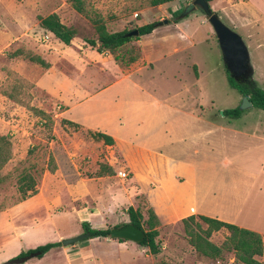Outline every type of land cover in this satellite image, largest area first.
<instances>
[{
	"label": "rangeland",
	"instance_id": "374dc122",
	"mask_svg": "<svg viewBox=\"0 0 264 264\" xmlns=\"http://www.w3.org/2000/svg\"><path fill=\"white\" fill-rule=\"evenodd\" d=\"M33 1L36 0H0V90H7V87L14 83L13 76H9L7 70L20 73L21 77L24 75L28 79H36L37 69L33 65H29L23 58L13 57L16 51L31 52L36 55L42 51L46 55L49 53L50 41L43 42L42 33L37 30L27 32L28 34L23 31L18 33V30L13 27V19L9 16L15 11L22 10V8L23 10L27 9L28 6L34 10ZM147 1L83 0V7L91 17L99 16L106 30L112 33L114 31L133 30L142 21H145L146 24L161 23L162 20L157 21L160 18L159 13L166 14V11L172 12L174 9V6H168L157 12V9L150 7ZM190 1L181 0V2L176 3L177 9L175 10L177 11L174 12V16L165 18V21L167 24L176 20L182 21L180 26L183 30L193 34L194 46L186 51H177L171 54L168 59L154 60L152 71H144L145 73L141 77L133 78L142 86L143 95H141V99L144 100V104L150 101L151 103H158V107L160 106L159 113H156L157 117L168 106L179 110L181 114L174 111H164L161 115L170 117L167 120L171 121L174 127L182 122L184 124L192 123L191 117L186 116L192 114L195 117L197 112L201 111L200 109L205 113L202 114L204 118L206 115L217 118L221 116L220 112L223 110L238 108L240 104L239 94L230 88L223 73L220 51L214 33L202 12L195 8L184 17H179L185 3ZM142 9L145 10L144 13H140L139 10ZM74 16L66 15L64 18L66 21H71L72 24L69 27L74 31L75 37L95 40L94 31L89 26V20L83 16ZM219 21L240 37L246 48L249 66L253 69L251 79L258 88L264 91V47L257 46L256 36L251 38L246 36L249 31L248 28L233 29L222 18ZM8 36L13 37L9 38ZM60 47L67 48L62 44ZM178 47L180 48V46ZM131 49L133 53H138L139 59L140 52L134 39L125 44L121 52ZM77 57L83 60L84 55ZM187 61L194 63L197 67L198 80L195 82L192 79V74L196 75L195 66H192L187 72L185 70ZM145 63L144 61L143 64L137 61L128 67L117 65L122 71L140 66H144L146 70L152 68L151 63ZM74 68L78 71L82 69L80 65ZM81 72H83L82 75L78 76L75 81H73V70L67 76L72 77V79L69 78L73 81L71 83L79 85L83 91H95L109 80L108 77L101 76L92 68H84ZM175 75L177 76L173 78ZM41 83L54 85L55 81L53 78H44ZM25 92L30 97L28 100L25 99L29 106L49 113L52 123L48 124L40 120L39 116L30 113L0 94V135L8 136L11 142V159L0 171V176L4 178L3 183L0 184V206L6 207L16 200L15 175L21 168L27 166L23 161L30 148H35V151L29 157L28 163L33 162L38 167L41 165L45 167L47 156L50 154L55 166L58 164L60 170L53 175L45 174L43 178L41 177L44 184L41 198H29L0 212V264L16 258L14 255L16 252L25 253L28 251L27 245L29 244L43 245L55 242L60 244L61 240L76 237L78 235L76 232L80 229L78 220L91 223L101 219L103 225L91 223L94 225L92 228L100 229L118 227L128 221L126 214L124 215V210L128 207H126L127 203L124 197H118V202L121 205L113 207V202L109 196L115 190L119 192L123 186L128 187L129 178L118 179L115 177V173L113 177L101 181L90 178L94 173L91 169L93 165L98 161H105L104 157L107 156L110 149L105 148L101 143L92 142L85 136L84 130L80 129L74 132L71 127L64 128L59 122L60 108H58L57 102L43 91L33 87ZM151 109L148 107L140 108L139 112L136 113L135 120H130L132 128H138L137 132L141 136V140L144 135L145 142H152L153 139ZM70 115L74 117L72 113ZM228 121L239 127H246L249 124L256 125L260 130V127L264 126L262 125L264 111L251 107L242 111L238 119H228ZM63 150H67L71 158L80 156L74 162L78 167L76 169L78 173L73 171V161L69 162L63 158L64 153H61ZM69 166L70 170L67 169ZM83 167L84 169H82ZM38 184L40 185V181ZM70 193L77 197L74 200H69L68 194ZM42 198L50 201L51 209H48V213L43 210L45 203ZM135 199L132 208H139L140 211H143L146 207L144 200L140 197H135ZM69 207L86 208L89 212H96L97 217L87 218L82 214L68 211L57 215L59 212L68 210ZM196 222L200 224L202 229L205 228V225L198 219ZM225 236L226 231L220 230L213 232L209 240L213 244L219 245ZM154 241L159 248L155 256H152L147 248L137 244L128 245L132 249L126 252L116 240L93 238L66 247L58 246L41 257H30L20 264H155L159 262L166 264H194L195 262L197 264L196 261L198 260L202 264H224L227 259L225 253L219 260L220 263H216V260L210 261L200 257L188 245L180 223L164 227L159 226Z\"/></svg>",
	"mask_w": 264,
	"mask_h": 264
},
{
	"label": "crops",
	"instance_id": "0c3cea01",
	"mask_svg": "<svg viewBox=\"0 0 264 264\" xmlns=\"http://www.w3.org/2000/svg\"><path fill=\"white\" fill-rule=\"evenodd\" d=\"M178 2L181 1H172L156 6L157 12L161 11L160 9L163 7L174 6L171 13L167 11L166 14L159 13L160 18L157 21L162 20L163 22L166 20L165 18L174 16V12L177 11L175 5ZM32 5L34 10L28 6L27 9L23 10L22 8V10L10 14V18L14 21L12 22L14 26H11L15 27L18 33L23 31L28 34L27 32L37 30L43 34V42L50 41L48 55L43 51L37 52L39 56L29 52L39 57L47 67L42 68L23 58L29 65H33L37 69L36 79H28L22 75L23 78L19 75L20 73H14L30 83L32 88L43 91L57 102L58 108H60L58 113L60 124L64 120L78 126L76 130L69 125H63L64 128L71 127L74 132L80 129L84 130L85 136L92 142L101 143L105 148L110 149L107 156L104 157L105 161H98L93 165L91 169L94 173L90 178L101 181L113 177L114 173L118 179L129 178L128 187L123 186L119 192L115 190L110 194L113 207L121 205L118 202L120 196L126 200V207L131 208L133 201L136 200L135 197H140L146 205L144 210L150 208L153 211L160 227L180 223L181 219L188 216H195V220H197V216H203L255 232L263 243L262 255L256 257V260L260 264H264V126L258 130L256 125L249 124L246 127H239L228 121V119H238L242 111L236 118H228L223 115L217 118L206 115L204 118L202 115L204 112L200 109L201 111L197 112L195 117L192 114H185L188 115L186 117H191L192 123L184 124L182 122L174 127L171 121L167 120L170 117L161 115L164 111L181 114L179 110L168 106L157 117L156 113H159L160 106L158 107V103L150 101L144 104V100L141 99L142 86L133 79L141 77L145 73L144 71H152L154 60L168 59L171 54L177 51H186L194 46L193 34L183 30L180 26L182 21L176 20L172 23L156 25L149 34L136 37L137 39L134 41L139 48L140 58L130 65L137 61L143 64L144 61L145 64L151 63L152 68L146 70L144 66H140L122 71L110 54L96 51V37L95 40L91 38L79 39L74 34L69 44L63 45L51 33L39 27L38 17L45 18L54 14L62 25L71 28L69 27L72 24L71 21H66L64 17L66 15L71 17L81 15L70 7L68 0H36ZM207 5L219 20L222 18L233 29L248 28L246 36H250V38L256 36L257 46L264 47V0H210ZM139 11L144 13L145 10ZM145 24L146 22L142 21L137 24V27ZM89 26L93 31L92 26L90 24ZM249 33L250 35H248ZM87 39L94 40L95 47H89L85 43ZM60 44L67 48L63 49ZM81 53L84 55L83 60L77 57L83 56L80 55ZM186 64L187 72L192 66H195L196 75L192 74V79L194 82L197 81L196 65L189 61ZM79 65L81 70L92 68L101 76L108 77L109 80L95 91H83L79 85L71 83L83 73L74 68ZM222 66L224 73L223 63ZM249 68L252 76L253 69L250 66ZM72 70L73 81H71L72 77L67 76L71 74ZM44 78H53L55 84L41 83ZM241 98L239 95V102ZM144 107L152 108V142H145L144 135L141 140V136L137 132L138 128L133 129L130 124V120H135L136 113ZM87 133L106 135L112 140V145L107 146L102 140H94ZM61 153H64V159L69 162L73 161V171L78 173L76 170L78 167L74 162L80 156L71 158L67 150H63ZM56 168L54 173L60 170L58 164ZM67 169L70 170V166ZM85 170H87L86 167ZM108 171H111V174H108ZM119 172H124L126 177L119 178L117 176ZM54 173L44 172L42 178L45 174L53 175ZM42 178L40 185L38 184L36 187L37 193L30 198L42 197L44 186ZM68 195L69 200H74L77 197L72 193ZM42 201L45 203L43 210L48 213V209H51L50 201L45 198H42ZM66 211L82 214L87 218L97 217V213L94 211L89 212L86 208L76 209L74 207H69L68 210L59 212L57 215ZM99 211H101L100 208ZM103 215L101 216L103 217ZM77 223L80 227L76 232L78 235L82 234L81 223H87L90 228L94 226L91 223L103 225L101 219L91 223L78 220ZM118 243L124 247L126 252L132 249L128 245L134 244L127 241ZM37 246L40 245L29 244L27 250ZM20 253L21 251L14 255L18 257ZM225 256L227 259L224 264H239L233 261L232 253H225ZM196 262L202 264L199 260ZM216 263H220V261H216Z\"/></svg>",
	"mask_w": 264,
	"mask_h": 264
},
{
	"label": "trees",
	"instance_id": "16d2710c",
	"mask_svg": "<svg viewBox=\"0 0 264 264\" xmlns=\"http://www.w3.org/2000/svg\"><path fill=\"white\" fill-rule=\"evenodd\" d=\"M172 1L181 0H148L147 4L150 7H156ZM204 1L208 3L210 0ZM68 3L74 11L89 20L97 41L96 51L99 53L107 52L112 56L113 60L117 64L123 67L132 64L138 58V53H133L132 49L121 52L122 47L125 44L129 43L132 39L136 40V37L149 34L157 25V22H151L137 27L135 28V30L137 31L138 35L135 38H127L125 37V34L131 30H124L121 32L113 33L108 32L102 19L99 16L95 15L91 17L89 12L84 9L83 0H68ZM37 19L39 21V27L51 33L53 37L63 45H68L75 34L71 28H67L62 25L59 22L57 16L54 14L46 16L45 18L38 17ZM85 43L89 47H95L94 40L87 39L85 40ZM13 56H21L27 61L39 65L42 68L47 67V65L43 61H41L39 57L34 56L29 52H15ZM6 72L9 74V76H13L14 83L8 86L7 90H0V94L16 105L23 107L30 113L39 116L40 120L51 124L52 122L50 114L44 113L32 106H29V104L25 100H28L30 98L25 91L32 89V85L24 81L20 76L14 74L11 71L7 70ZM224 74L231 89L235 90L241 97L246 96L252 108L264 111V91L257 87V85L252 81L251 77L235 81L228 75L226 70H224ZM240 113L241 111H239L238 108L222 111V115L228 118H236ZM61 124L69 125L74 130L78 128V126L64 120L61 121ZM87 134L94 140H102L103 143L107 146L112 145V140L106 135L99 133ZM34 151L35 148H30L26 152L23 162L27 164V166L21 168L15 175L14 184L15 192L17 194L16 200H14L10 205H7L6 207L0 206V212L34 196L37 193L36 187L43 173L47 172L52 174L56 170L55 163L50 154H48L47 156L45 167H42V165L38 167L37 164L33 162L28 163L29 157L32 156ZM10 159V139L6 135H0V171ZM108 174H111V171H108ZM3 181L4 178L0 176V184H2ZM126 216L128 219V224H132L133 226L143 230L145 233L143 240L137 245L147 248L148 252L152 256H155L158 253L159 248L154 239L157 236V229L159 228L160 224L153 211L150 208H147L143 212H141L139 208L133 209L131 207H128L126 209ZM196 218L205 225L204 229H202L200 227V224L196 222L195 216H188L184 219H181L180 224L182 226L184 236L187 239L188 245L192 247L194 252L197 253L200 257L204 258L205 260L219 261L222 259L224 253L230 252L233 255V261L235 263L260 264L256 260V257H260L262 255L263 243L257 233L203 216H197ZM81 229L82 233H89L91 237L90 239L107 238L109 230L90 228L87 223H81ZM221 229L225 230L227 235L219 245H215L209 240V237L213 232H217ZM117 241L124 242L123 240ZM58 246H60L58 242L46 243L30 249L25 253H20L18 257L26 256L29 253L34 252L39 253L38 257H41L49 250ZM155 264L166 263L159 262Z\"/></svg>",
	"mask_w": 264,
	"mask_h": 264
},
{
	"label": "water",
	"instance_id": "95a60500",
	"mask_svg": "<svg viewBox=\"0 0 264 264\" xmlns=\"http://www.w3.org/2000/svg\"><path fill=\"white\" fill-rule=\"evenodd\" d=\"M198 8L205 20L210 25L216 42L218 49L220 51V56L222 63L224 65L225 70L228 75L234 79L235 81L246 79L247 77H251V72L248 64V55L246 52V48L242 43L240 37L226 28L217 18L216 14L212 13L204 0H191L188 2L183 11L180 14V18L184 17L188 12ZM166 24V21L158 23ZM138 35L137 31L131 30L130 32L125 34V37H136ZM251 107L250 102L248 101L246 96H243L240 100V104L238 106L239 111H243L247 108ZM222 115V113L220 112ZM145 236L143 230L133 226L132 224H124L118 227H112L108 230L107 238L111 240H123L127 242H131L134 244H139ZM91 238L89 233H82L73 238H68L60 241V246L66 247L72 244H76L82 240H87ZM39 253H29L26 256L16 257L12 260H8L3 264H20L24 262L26 259L30 257H37Z\"/></svg>",
	"mask_w": 264,
	"mask_h": 264
},
{
	"label": "built area",
	"instance_id": "2783aa9c",
	"mask_svg": "<svg viewBox=\"0 0 264 264\" xmlns=\"http://www.w3.org/2000/svg\"><path fill=\"white\" fill-rule=\"evenodd\" d=\"M117 176L119 177V178H125L126 177V174L124 173V172H119V173H117Z\"/></svg>",
	"mask_w": 264,
	"mask_h": 264
}]
</instances>
